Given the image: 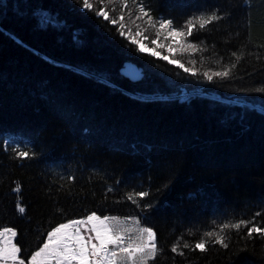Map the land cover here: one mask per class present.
<instances>
[{
  "label": "trees",
  "instance_id": "trees-1",
  "mask_svg": "<svg viewBox=\"0 0 264 264\" xmlns=\"http://www.w3.org/2000/svg\"><path fill=\"white\" fill-rule=\"evenodd\" d=\"M143 3L177 28L225 15L187 38L207 51L178 55L196 76L140 53L80 0H0V228L27 257L67 220L136 217L163 249L151 264H264V239L244 227L227 230V249L182 248L229 221L264 227V0ZM241 51L230 78H204ZM128 60L140 80L121 74ZM140 191L139 206L126 199ZM181 237L183 256L170 251Z\"/></svg>",
  "mask_w": 264,
  "mask_h": 264
},
{
  "label": "snow or ice",
  "instance_id": "snow-or-ice-1",
  "mask_svg": "<svg viewBox=\"0 0 264 264\" xmlns=\"http://www.w3.org/2000/svg\"><path fill=\"white\" fill-rule=\"evenodd\" d=\"M82 12H92L97 18L108 21L113 26H117L118 33L127 39L130 44L136 45L140 53H145L167 61V63L176 65L183 69L185 73L196 76L194 68L185 67L178 59H170L169 55L183 52H203L206 47L201 44H195L188 41V37L193 35L194 31L204 30L208 25L225 19V15L219 14L217 10L210 13H200L190 17L184 25L177 28L172 19L154 18L146 8L143 0H80ZM99 5V6H98ZM112 8L109 10L108 6ZM116 5L120 6V12L117 16L110 15V11H116ZM131 5V7H130ZM133 9L136 15L133 18ZM125 12L136 26L133 34L127 27ZM137 21H143L146 27L141 28ZM43 23L50 21L45 18ZM149 29H153L155 38L151 39L152 47H149L145 41L149 36L145 35ZM139 38V39H138ZM163 38V39H161ZM168 41V43H165ZM157 49H165L169 55H162ZM232 56L236 58L235 62L224 66L222 71H216L209 74L203 73L207 81H213V77L220 79L230 78L232 70L243 59L244 53L233 52ZM191 63L195 65L196 61ZM217 64L220 61H216ZM125 74L132 79H138L139 73L128 66ZM257 92L264 93V88L255 89ZM19 159H29L33 153L13 149ZM69 179H74L70 177ZM19 192V186L15 189ZM112 191L111 188L108 189ZM145 191L129 193L126 199L137 206L140 200L149 196ZM139 198V199H137ZM151 204H145L144 208H151ZM18 211L24 213L25 209L17 205ZM260 213H257L259 215ZM249 225H252L249 227ZM244 227L249 238L255 237L264 239V227L256 225L253 221H229L218 226L219 231H206L201 239L195 244L183 242L182 248L190 251L199 250L206 252L208 244H219L223 248L229 247V236L227 230H240ZM17 237V231L14 228H0V264H151L157 256L163 252L159 246L157 233L151 227H145L136 217H117L101 216L96 212H91L83 218L71 219L51 227L46 232L45 238L39 244L37 249L31 252L30 256L22 257L21 248L14 242ZM215 237L214 240L210 239ZM182 237L171 246L170 251L177 255H184L181 249Z\"/></svg>",
  "mask_w": 264,
  "mask_h": 264
},
{
  "label": "rangeland",
  "instance_id": "rangeland-1",
  "mask_svg": "<svg viewBox=\"0 0 264 264\" xmlns=\"http://www.w3.org/2000/svg\"><path fill=\"white\" fill-rule=\"evenodd\" d=\"M109 6H110V8H112L111 5H109ZM109 6H108V9H109ZM116 8H117V14H116V12L114 11L112 14H111V12H110V15H112V16H116V15L119 14V12H120V6H119V5H116ZM132 15H133V18H134L135 15H136L135 9H134V13H133ZM125 16H126V20H125L126 25H127L128 28H130V29L132 30V33L134 34L135 31H136V26H135V24L132 23L131 19L128 18V16H127V12H125ZM137 23H139V24L141 25V28L146 27V25L144 24L143 21H137ZM145 35L149 36V40L145 41V43H147V44L149 45V47H152V45H151V39H154V38H155L154 30H153V29H149L148 32L145 33ZM138 39H139V38H138ZM161 39H163V38H161ZM165 43H168V41H165ZM136 47H137V46H136ZM157 50L160 51V52L162 53V55H169V53H168L165 49H157ZM179 54H180V53H174V54H171V55H169V58H170V59H178V60H179V58H178V55H179ZM180 61H181V60H180ZM181 62H182V61H181ZM182 63H183V62H182ZM185 93H186V92H185V90H184V92L182 93V95H184Z\"/></svg>",
  "mask_w": 264,
  "mask_h": 264
},
{
  "label": "water",
  "instance_id": "water-1",
  "mask_svg": "<svg viewBox=\"0 0 264 264\" xmlns=\"http://www.w3.org/2000/svg\"><path fill=\"white\" fill-rule=\"evenodd\" d=\"M128 66H131L133 69H135L138 73H139V78L138 79H132L129 75H126L125 74V69L128 67ZM122 74L134 81H137L139 79H141L143 77V68L142 67H139L138 64L134 63V62H126L125 63V66L122 68L121 70Z\"/></svg>",
  "mask_w": 264,
  "mask_h": 264
},
{
  "label": "bare ground",
  "instance_id": "bare-ground-1",
  "mask_svg": "<svg viewBox=\"0 0 264 264\" xmlns=\"http://www.w3.org/2000/svg\"><path fill=\"white\" fill-rule=\"evenodd\" d=\"M126 62H133V61L128 60V61H126ZM126 62H125V63H126ZM134 63H135V62H134ZM124 66H125V64H124ZM124 66H123V67H124ZM123 67H122V68H123ZM121 70H122V69H121ZM121 74H122V72H121ZM122 75H123V74H122ZM125 77H126V76H125ZM127 78H128V77H127ZM129 79H130V78H129ZM130 80H132V79H130ZM139 80H140V79H139ZM132 81H134V80H132ZM137 81H138V80H137Z\"/></svg>",
  "mask_w": 264,
  "mask_h": 264
}]
</instances>
